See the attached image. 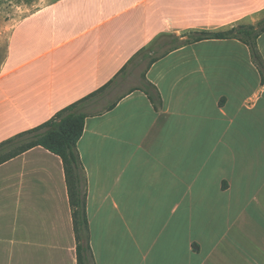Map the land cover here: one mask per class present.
I'll return each mask as SVG.
<instances>
[{
	"label": "crops",
	"instance_id": "crops-1",
	"mask_svg": "<svg viewBox=\"0 0 264 264\" xmlns=\"http://www.w3.org/2000/svg\"><path fill=\"white\" fill-rule=\"evenodd\" d=\"M262 18L264 0H57L9 35L0 143L144 49ZM257 44L264 59V32ZM145 75L161 107L141 89L112 109L92 103L77 145L93 264H264V76L250 47L184 44ZM0 264H78L64 163L43 146L0 164Z\"/></svg>",
	"mask_w": 264,
	"mask_h": 264
},
{
	"label": "trees",
	"instance_id": "trees-1",
	"mask_svg": "<svg viewBox=\"0 0 264 264\" xmlns=\"http://www.w3.org/2000/svg\"><path fill=\"white\" fill-rule=\"evenodd\" d=\"M263 32L264 18L256 24H241L224 31L193 32L187 34L188 37L184 40L175 36L171 41H166L161 45V52L153 51L151 48L144 49L140 57L132 61L134 66L143 62L146 65V70L142 73L140 84L130 87L127 91L117 96L116 99L109 101L106 109H112L118 100L135 89L143 90L155 107L159 109L162 105L161 95L158 88L146 79L145 73L147 69L157 58L164 55L170 49L203 39L236 38L241 40L250 47L253 61L264 76V59L257 44V39ZM127 70L128 67H124L116 77L105 86L61 109L46 122L0 143V164L35 146H43L62 158L66 172L70 203L73 208L78 264H93V262L86 211V178L77 145L84 133L86 119L91 113L92 103L99 102L103 93L112 88L114 84L120 83V80L126 79Z\"/></svg>",
	"mask_w": 264,
	"mask_h": 264
},
{
	"label": "rangeland",
	"instance_id": "rangeland-1",
	"mask_svg": "<svg viewBox=\"0 0 264 264\" xmlns=\"http://www.w3.org/2000/svg\"><path fill=\"white\" fill-rule=\"evenodd\" d=\"M57 0H0V60L3 57L14 26L25 17L37 12L40 9L51 6ZM156 51H162L157 49ZM151 49V50H155ZM146 70L145 63L138 65L131 64L127 70V77L120 80L112 88L103 93L99 102L95 107L101 108L105 106L108 101L115 99L117 96L127 91L130 87L139 85L142 79V73Z\"/></svg>",
	"mask_w": 264,
	"mask_h": 264
}]
</instances>
